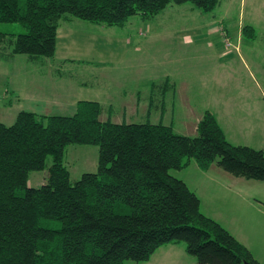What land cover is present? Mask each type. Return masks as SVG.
Returning a JSON list of instances; mask_svg holds the SVG:
<instances>
[{
    "label": "trees",
    "instance_id": "obj_1",
    "mask_svg": "<svg viewBox=\"0 0 264 264\" xmlns=\"http://www.w3.org/2000/svg\"><path fill=\"white\" fill-rule=\"evenodd\" d=\"M219 2L0 0V23L27 29L1 34L0 43L10 39L0 59L54 58L63 19L123 28L134 16L150 21L172 4L211 12ZM243 33L256 35L250 26ZM102 112L97 101H79L73 115L21 111L14 124L0 122V264L145 263L169 244H183L196 264H260L204 214L198 194L171 171L194 160L203 171L216 164L235 177L264 181V150L232 144L211 111L193 137L162 122L102 121ZM71 145L99 151L97 171L75 183L64 162ZM46 169L42 185L30 186V173Z\"/></svg>",
    "mask_w": 264,
    "mask_h": 264
},
{
    "label": "rangeland",
    "instance_id": "obj_2",
    "mask_svg": "<svg viewBox=\"0 0 264 264\" xmlns=\"http://www.w3.org/2000/svg\"><path fill=\"white\" fill-rule=\"evenodd\" d=\"M60 24L56 58L29 60L22 54L0 59V122L12 125L20 110L30 109L73 115L75 108L59 107L53 97L60 93L69 97L76 89L81 99L107 95L114 99L102 103V121L162 122L193 137L198 122L211 111L232 144L264 148V0H220L211 12L191 3L172 4L150 21L134 16L123 28H99L75 18ZM245 26L254 29L255 38L243 33ZM26 31L20 23H0V37ZM8 39L0 43L1 53H9ZM68 58L75 62H63ZM85 80L90 88L82 87ZM167 81L163 102L160 92ZM40 89L47 96L33 102ZM124 89L127 98L119 101ZM98 158L96 146L67 147L64 162L72 183L84 173L96 172ZM51 164L49 157L48 167ZM171 174L197 192L202 209L214 214L221 223L214 220L264 264V181L239 178L248 185L236 187L228 181L235 178L232 174L216 164L204 172L194 160ZM47 177L48 169L32 172L29 185L39 187ZM218 179L222 184L215 182Z\"/></svg>",
    "mask_w": 264,
    "mask_h": 264
},
{
    "label": "crops",
    "instance_id": "obj_3",
    "mask_svg": "<svg viewBox=\"0 0 264 264\" xmlns=\"http://www.w3.org/2000/svg\"><path fill=\"white\" fill-rule=\"evenodd\" d=\"M64 20H68V19H64ZM93 24V23H91ZM61 25V24H60ZM94 26H100L99 28H103L105 26L102 27V25H97V24H93ZM60 27V26H59ZM107 28H114V27H107ZM186 41H188V39H186ZM58 42V41H57ZM58 45V43H57ZM58 48V47H57ZM56 53H57V49H56ZM224 55V54H223ZM56 54H55V57L56 58ZM12 59L14 58V56H11ZM222 57V55L220 56V58ZM66 60H69L68 64H71V63H74L75 62V59H65L63 62H65ZM71 61H74V62H71ZM33 62V61H31ZM38 62V61H37ZM36 62V63H37ZM41 62V60L39 61ZM89 62V61H88ZM66 64V63H65ZM52 78H53V73L51 74ZM56 78H58L57 80H61L63 79V77L60 75V74H57L55 73L54 75ZM66 82V81H65ZM175 83H174V87H175ZM59 86V85H58ZM65 86H63L64 88ZM82 87H85V88H90L91 86H89V81L85 80L83 83H82ZM75 89V88H74ZM154 87L152 86L151 88V92L153 91ZM167 89V88H166ZM64 90H67V89H64ZM76 90V89H75ZM75 90L73 92L72 95H69L66 96V95H61V93L59 95H56L54 98V100H56V104H59L60 106L59 107H71V108H77V104L79 101H85V100H90V101H97L99 102L101 105L103 102H107V101H114L113 98H110L108 95H107V98L105 99H100V98H88V99H81V98H78L77 95L75 94ZM56 92L58 93L59 90H56ZM165 94H166V91H164ZM174 92V91H173ZM49 93V92H48ZM47 92L46 90L44 89H40V91H38L37 94H35V97H38V98H34L33 102L36 100V99H39V100H42L41 98H45L47 95ZM161 94V92H160ZM165 94L162 96V101L164 102V97H165ZM176 92L173 93V98L175 96ZM162 95V94H161ZM52 95H50L51 97ZM21 99V97H19ZM52 98V100H53ZM118 97H116L117 99ZM127 98L126 96V89H124L123 91V96L120 97L118 100L119 101H125ZM62 100V101H61ZM140 101L141 99L139 98L137 100V104L134 106V107H139L140 106ZM150 103L148 105V107H152V96H150V99H149ZM161 104V108L162 110H164L165 108V103ZM144 107V105H142ZM127 107V106H126ZM125 107V108H126ZM21 111H31V112H34V113H37V114H45V113H38V112H35L34 110L30 109V110H20ZM19 113V112H18ZM18 115V114H17ZM47 115V114H46ZM122 122H125V121H122ZM116 123V122H115ZM262 150H264V148H262ZM198 166V165H197ZM208 171V170H207ZM207 171H204V172H207ZM228 177V175H225ZM235 177V176H234ZM228 181L232 182V184L234 186H238L240 185L241 183L243 184V186H246L248 185L244 183L243 180H239V177H235V178H232V177H229L228 178ZM216 183L218 184H222V182L218 179V180H215ZM197 193V192H196ZM200 196V195H198ZM201 198V196H200ZM202 209V207H201ZM203 212L205 215L207 216H211L212 219H215L216 216L213 214H210L208 211H205L204 207H203ZM216 220H218V218H216ZM219 221V220H218ZM220 222V221H219ZM221 223V222H220ZM248 247V246H247ZM154 263H157V264H196V259L193 258L192 256L188 255L185 251V246L183 244H169V245H165L163 247H161L160 249H158V251L152 256V258L148 261V262H145V263H142V264H154Z\"/></svg>",
    "mask_w": 264,
    "mask_h": 264
},
{
    "label": "built area",
    "instance_id": "obj_4",
    "mask_svg": "<svg viewBox=\"0 0 264 264\" xmlns=\"http://www.w3.org/2000/svg\"><path fill=\"white\" fill-rule=\"evenodd\" d=\"M220 31H224V29L221 28ZM224 36L226 37V44H227V46H230V41H229L230 38L227 37L225 34H224Z\"/></svg>",
    "mask_w": 264,
    "mask_h": 264
}]
</instances>
